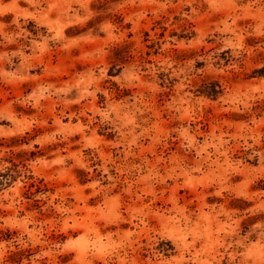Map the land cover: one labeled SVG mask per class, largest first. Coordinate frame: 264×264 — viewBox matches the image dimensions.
<instances>
[{"label": "rangeland", "instance_id": "rangeland-1", "mask_svg": "<svg viewBox=\"0 0 264 264\" xmlns=\"http://www.w3.org/2000/svg\"><path fill=\"white\" fill-rule=\"evenodd\" d=\"M0 264H264V0H0Z\"/></svg>", "mask_w": 264, "mask_h": 264}, {"label": "trees", "instance_id": "trees-1", "mask_svg": "<svg viewBox=\"0 0 264 264\" xmlns=\"http://www.w3.org/2000/svg\"><path fill=\"white\" fill-rule=\"evenodd\" d=\"M212 90H214L215 92H217V90H215V88L214 89H212ZM210 92V91H209ZM208 94H212V93H208Z\"/></svg>", "mask_w": 264, "mask_h": 264}]
</instances>
